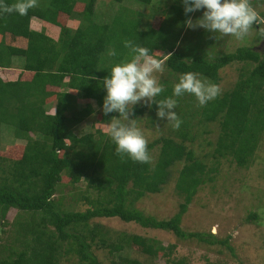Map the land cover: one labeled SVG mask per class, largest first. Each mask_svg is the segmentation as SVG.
Segmentation results:
<instances>
[{"label":"trees","instance_id":"16d2710c","mask_svg":"<svg viewBox=\"0 0 264 264\" xmlns=\"http://www.w3.org/2000/svg\"><path fill=\"white\" fill-rule=\"evenodd\" d=\"M82 1L47 0L26 16H0V126L6 123L17 138L25 140L18 146V157L8 155L16 145L0 148V221L10 208L28 213L13 231L6 233L7 243L0 241V264H59V257L68 254L76 255L80 264H101L92 251V244L97 243L107 245L110 253L128 247L158 256L164 264H184L181 259L170 263L174 244L163 246L155 238L121 232L116 240L107 242L105 231L97 226L88 227L91 219L99 217H117L144 228L170 231L178 238L225 245L232 252L227 238L181 227L195 194L207 181L214 180L218 169L217 162L207 166L185 145L190 138L187 117L196 111L190 105L193 102L198 107L194 95L186 93L175 98L179 101L175 111L183 123L179 130L170 129L171 137L157 140L159 152L148 164L131 159L121 162L110 136L99 131L97 139L92 134L77 137L72 125L92 112L90 101L103 105L107 94L103 79L111 74L112 66L127 57L125 40L149 48L150 54L165 61L167 74L176 76V80L191 71L218 84L219 69L232 62H243L234 86L200 107L199 113L206 121L218 123L213 157H230L236 165L247 167L264 132V48L239 46L210 59L201 47V31L196 32L198 43L193 38L195 33L192 40L187 37L184 21L188 17L183 5L176 1L171 7L176 9V16L177 8H181L178 29L164 21L158 27L155 22L141 25V13L122 4L105 22L96 17L97 0ZM136 1L152 4L153 0ZM5 2L12 4L15 0ZM33 17L39 23H34ZM110 49L116 51L115 57H109ZM13 57L22 59L18 68L12 63ZM164 82L165 91L157 99L172 95L174 84H168L169 79ZM65 86L69 89L61 90ZM78 91L88 105L75 111L73 98ZM52 101L55 104L50 113L46 105ZM157 108L153 104L150 112ZM69 111L72 116L67 115ZM133 112L132 117L143 113L144 106L136 105ZM113 115L118 113L102 112L99 120H110ZM157 142L149 143L148 150ZM180 160L184 163L174 179V189L183 198L178 211L169 219H157L135 207L137 200L161 189L168 180L170 167ZM81 179L86 180V189L72 195L74 185ZM62 189L69 192L62 194ZM89 189L97 195L92 197ZM77 199L88 206L84 210L71 208L69 202ZM253 218L256 214L250 213L246 220ZM126 262L141 264L132 259Z\"/></svg>","mask_w":264,"mask_h":264},{"label":"rangeland","instance_id":"374dc122","mask_svg":"<svg viewBox=\"0 0 264 264\" xmlns=\"http://www.w3.org/2000/svg\"><path fill=\"white\" fill-rule=\"evenodd\" d=\"M78 1L81 2L82 0ZM175 1L177 4L182 5L181 0H153L152 4H144L136 0H123L121 3L112 0H97L95 13L98 19L108 22L107 20L122 4L123 7H127L134 13L139 11L142 15L143 24L150 25L155 22L154 26L158 27L164 21V23L168 22L170 25H175L174 28L178 29L179 25H181V8H177L178 15L176 16V9L172 8L176 5ZM46 2L47 0H38L39 6L44 5ZM171 4H173L172 7ZM252 5L261 16H264V0H255ZM203 11L202 9L188 15L193 20H196L202 17ZM167 12L168 17H165ZM62 17H66V15ZM32 21L39 23L40 20L33 17ZM34 23L32 24L34 25ZM259 27V25H254L256 30ZM261 27H264V25H261ZM199 31H201L202 35L200 37L201 47L206 51L205 56L208 55L206 57L210 59L224 52L234 51L239 46H253V48L258 50H263L262 47H264L262 39H259L255 30L243 40H237L233 36H224L219 33L212 34L202 28L187 29V32L185 30L187 37L191 38V40L194 38L196 43L200 42L196 35V32ZM194 33L195 36L193 37ZM211 35H213L212 38L206 37ZM21 62L22 59L18 57L12 58L15 68H18ZM248 65V68L252 67V65ZM242 66H244L243 62H232L219 69L220 80L218 85L222 89V93L234 86ZM167 71L166 67L163 73L155 74L158 81L165 85L164 81L169 79L170 83L168 82V84L171 86L178 83L179 78L176 80V76L168 75ZM68 89L66 86L61 88V90ZM81 97V92L78 91L76 97L73 98L76 106L75 111L83 110L88 105L87 100L85 101ZM177 102L179 103V101ZM89 103L92 112L80 122L72 125L73 133L77 137L92 134L94 139L98 138L99 131L103 135L109 136L108 124L112 117L116 115L111 116L110 120L107 121L99 120L103 105H98L93 100ZM54 104L55 101H52L46 105L50 113L53 112ZM143 106V113L130 118L137 119V124L143 130L148 144L154 141L157 142L158 139L171 137L172 132L170 129L172 127L167 124V120L159 119L156 116V111L150 112V108ZM190 106L193 111L196 110L198 113L194 111L191 116L187 117L189 120L190 138L185 141V145L187 148L192 149L196 158L205 162L207 166H213L212 164L217 162L216 167L218 169L214 180L207 181L195 194L182 217L181 227L186 231L212 233L219 239L227 238L228 244L233 251L231 252L225 245H211L194 238H178L170 231L144 228L135 222H123L117 217L91 219L88 227L97 226L102 231H105L107 242L116 240L119 233L123 232L158 239L163 246L174 244V248L169 255L170 263L181 259L184 264H264V132L260 136L252 162H249L247 167L236 165L230 157H221L216 160L212 152L219 134L218 123L216 121H206L199 113L201 111L200 107H197L193 102ZM72 113L69 111L67 115L72 116ZM5 124L0 126V148L5 149L8 146L13 148L16 145L15 149L8 151V155L18 157L21 153V147L18 146L20 143H25V140L17 138ZM34 137L40 139L41 135L34 134ZM157 143L149 151L152 161L159 152L160 143L159 141ZM183 163L184 160L176 161L170 167L168 180L161 186V189L155 193H148L137 200L134 204L135 207L142 210L145 214L153 215L157 219L171 218L178 211L179 204L183 202L182 196L174 189L175 176ZM75 185L74 189H72V195L81 193L86 189V180L81 179ZM67 189H62V194L69 192ZM89 194L92 197L97 195L96 191L92 189H89ZM69 203H71L70 206L72 205L71 208L75 210H84L88 206L81 199L73 200V202ZM250 213H255L256 218L247 221L246 219ZM27 214L12 208L8 210L4 220L0 221V241L2 243L5 242L6 233L13 231L17 222L25 220ZM3 229L4 231L2 232ZM87 240L89 241V239ZM108 250L107 245L92 244V251L99 258L101 264H128L126 259L137 260L141 264H164L163 260L158 256L147 255L128 247L113 253ZM59 264L80 263L76 255L68 254L59 257Z\"/></svg>","mask_w":264,"mask_h":264},{"label":"clouds","instance_id":"9594fccd","mask_svg":"<svg viewBox=\"0 0 264 264\" xmlns=\"http://www.w3.org/2000/svg\"><path fill=\"white\" fill-rule=\"evenodd\" d=\"M184 21L187 29L202 28L212 34L233 36L243 40L253 30L259 39H264V16H261L252 5L251 0H181ZM39 7L38 0H16L8 4L0 0V16L18 14L26 16L31 9ZM204 10L202 17L193 20L189 13ZM254 25H259L256 30ZM128 50L124 61L111 68V74L104 77L103 87L106 89L102 112L104 115L118 113L108 124V134L115 144V153L121 162L131 159L140 164L151 163L152 157L148 150V140L143 130L138 126L133 109L138 104L151 108L157 105L156 116L166 119L173 130H179L183 121L175 109L178 106L176 97L186 93L194 95L198 107H205L210 101L221 95L222 89L208 78L197 72H186L174 84L172 95L157 99L165 91V85L158 81L156 73L166 69L164 60L150 54L147 47L136 44L133 40L123 41ZM109 57L117 55L114 49L108 52Z\"/></svg>","mask_w":264,"mask_h":264},{"label":"water","instance_id":"95a60500","mask_svg":"<svg viewBox=\"0 0 264 264\" xmlns=\"http://www.w3.org/2000/svg\"><path fill=\"white\" fill-rule=\"evenodd\" d=\"M262 44L264 45V39H262ZM262 48H264V47H262Z\"/></svg>","mask_w":264,"mask_h":264},{"label":"crops","instance_id":"0c3cea01","mask_svg":"<svg viewBox=\"0 0 264 264\" xmlns=\"http://www.w3.org/2000/svg\"><path fill=\"white\" fill-rule=\"evenodd\" d=\"M140 24L142 25L143 24V22L142 21H140ZM144 27V26H143Z\"/></svg>","mask_w":264,"mask_h":264}]
</instances>
